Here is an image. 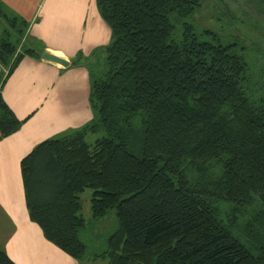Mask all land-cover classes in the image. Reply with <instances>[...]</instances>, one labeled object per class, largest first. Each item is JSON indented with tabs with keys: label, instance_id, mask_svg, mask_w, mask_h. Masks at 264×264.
Listing matches in <instances>:
<instances>
[{
	"label": "trees",
	"instance_id": "obj_1",
	"mask_svg": "<svg viewBox=\"0 0 264 264\" xmlns=\"http://www.w3.org/2000/svg\"><path fill=\"white\" fill-rule=\"evenodd\" d=\"M96 5L111 41L105 70L89 66L93 118L22 159L31 220L81 260L91 188L94 218L117 219L94 256L106 264H264V85L250 57L264 48L197 25L203 0ZM29 24L0 0V81L42 56L24 44ZM23 123L0 93L1 136ZM0 264L16 262L0 248Z\"/></svg>",
	"mask_w": 264,
	"mask_h": 264
},
{
	"label": "crops",
	"instance_id": "obj_2",
	"mask_svg": "<svg viewBox=\"0 0 264 264\" xmlns=\"http://www.w3.org/2000/svg\"><path fill=\"white\" fill-rule=\"evenodd\" d=\"M2 1L30 22L25 45L70 64L26 55L0 81V93L24 120L17 132L6 137L0 134V248L16 264H79L31 220L21 163L41 142L70 133L93 118L89 66L110 43L111 29L96 0ZM78 56L83 60L74 64Z\"/></svg>",
	"mask_w": 264,
	"mask_h": 264
},
{
	"label": "rangeland",
	"instance_id": "obj_3",
	"mask_svg": "<svg viewBox=\"0 0 264 264\" xmlns=\"http://www.w3.org/2000/svg\"><path fill=\"white\" fill-rule=\"evenodd\" d=\"M221 4L222 8L228 5L233 9L238 19L232 20L224 14L223 10L214 8L216 4ZM257 0H203V6L199 8L192 19L202 28H211L221 33L224 37L229 35L235 36L234 33H242V41L244 44H256L260 48H264V17L258 13ZM255 41V42H254ZM247 44V45H248ZM102 56H97L93 62V68L97 74H101L106 68V51H102ZM251 60L254 62V72L259 78L261 84L264 85V53L250 52ZM83 60L82 56L75 59ZM259 81H254L257 84ZM259 82V83H260ZM97 134L90 135L88 139L94 141ZM92 193L91 188H86L79 193L81 201V214L87 221V228L83 234V239L87 243L88 251L79 264H106L102 258L95 259L96 254L101 253L108 242L110 235L117 227V219L114 212H110L107 217L94 218L92 209Z\"/></svg>",
	"mask_w": 264,
	"mask_h": 264
},
{
	"label": "water",
	"instance_id": "obj_4",
	"mask_svg": "<svg viewBox=\"0 0 264 264\" xmlns=\"http://www.w3.org/2000/svg\"><path fill=\"white\" fill-rule=\"evenodd\" d=\"M42 57L44 59L60 63V64H62L64 66H68L70 64V61H68L67 59H64V58H62V57H60L58 55L52 54V53H50L48 51H43L42 52Z\"/></svg>",
	"mask_w": 264,
	"mask_h": 264
}]
</instances>
